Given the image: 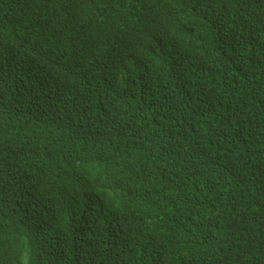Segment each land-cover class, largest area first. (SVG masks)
Returning <instances> with one entry per match:
<instances>
[{
    "label": "trees",
    "instance_id": "obj_1",
    "mask_svg": "<svg viewBox=\"0 0 264 264\" xmlns=\"http://www.w3.org/2000/svg\"><path fill=\"white\" fill-rule=\"evenodd\" d=\"M39 1L0 0V264H264V0ZM87 159L113 177L55 215ZM109 186L134 226L97 210Z\"/></svg>",
    "mask_w": 264,
    "mask_h": 264
},
{
    "label": "clouds",
    "instance_id": "obj_2",
    "mask_svg": "<svg viewBox=\"0 0 264 264\" xmlns=\"http://www.w3.org/2000/svg\"><path fill=\"white\" fill-rule=\"evenodd\" d=\"M37 9L39 12L43 14L45 13L44 0L39 1L37 5ZM50 11L48 13H50ZM57 39H58L57 43L60 42L62 43V46H58L60 52L57 53L58 56L62 57V59L65 58L66 61L73 62L75 59L84 56L79 51L71 48L70 47L72 46L71 44L70 46H64L65 45L64 41L68 40L67 36H57ZM107 43L110 47L114 49H118L119 47H126L130 43V35L121 30L114 29L110 31L109 34L107 35ZM171 43L174 49V58L177 60L179 64H181L183 69H186L190 63V55L196 43L186 48H181L177 44L173 42ZM147 57H155L157 63L161 62L160 55L157 54L152 49L143 58H147ZM72 66L83 67L86 66V63H81L79 66L76 65H72ZM69 74L75 77H79L73 73H69ZM80 164H81L80 166L81 170L93 171L95 172V175L92 177L82 176V178L79 180H68V181L62 180L61 185L55 186V191L53 195V207H54L55 215L59 211L62 204L69 197L73 196V194L75 193L79 194L83 199H95L94 193L97 190L96 182L97 181L103 182L108 178L113 177V174H109V175L105 174L96 179L97 173L99 174L101 171L109 168L108 164H106L104 161H93L87 159L85 161L80 162ZM46 185L47 182L44 179V177H42V179L38 183H34L32 185V190L26 196L25 199L38 201L39 199L42 198L46 189ZM101 194H102V198L97 199L98 201L101 202L97 210L101 208H106L107 211L111 214V216L118 217L119 223L124 227L134 226L141 219L142 217L141 205H139L138 201L135 199V197L132 194L128 193L127 195L123 196L121 195L120 191L115 190L112 186L103 188V192ZM141 237L134 238L127 244L135 243L139 241Z\"/></svg>",
    "mask_w": 264,
    "mask_h": 264
}]
</instances>
